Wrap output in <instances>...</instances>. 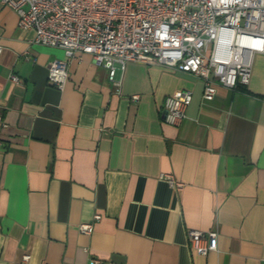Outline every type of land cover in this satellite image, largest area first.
Instances as JSON below:
<instances>
[{
  "label": "crops",
  "instance_id": "1",
  "mask_svg": "<svg viewBox=\"0 0 264 264\" xmlns=\"http://www.w3.org/2000/svg\"><path fill=\"white\" fill-rule=\"evenodd\" d=\"M17 19L0 3V264H264V53L211 100L190 72L129 61L110 81L86 52L59 89L63 49ZM184 89L185 117L166 122ZM188 229L215 231L217 250L196 253Z\"/></svg>",
  "mask_w": 264,
  "mask_h": 264
},
{
  "label": "built area",
  "instance_id": "2",
  "mask_svg": "<svg viewBox=\"0 0 264 264\" xmlns=\"http://www.w3.org/2000/svg\"><path fill=\"white\" fill-rule=\"evenodd\" d=\"M17 15L21 28L34 31L32 42L60 47L64 59L47 67V81L62 89L67 62L77 52L89 53L110 81L129 61L187 71L203 83L202 97L211 100L217 84H248L251 56L264 53V0H0ZM0 45V52H1ZM13 81L17 76L11 75ZM137 98V95H132ZM191 99L188 89L164 99V120L178 124ZM170 186L183 183L171 174L159 176ZM99 214L93 215L97 221ZM81 233L92 222H81ZM193 250H217V233L188 229ZM28 254L23 255L27 260Z\"/></svg>",
  "mask_w": 264,
  "mask_h": 264
}]
</instances>
